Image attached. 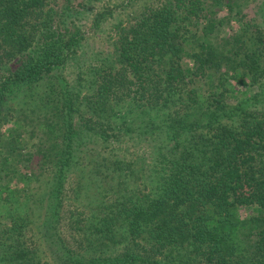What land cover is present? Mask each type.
<instances>
[{"label":"trees","instance_id":"obj_1","mask_svg":"<svg viewBox=\"0 0 264 264\" xmlns=\"http://www.w3.org/2000/svg\"><path fill=\"white\" fill-rule=\"evenodd\" d=\"M0 70V264H264V0H0Z\"/></svg>","mask_w":264,"mask_h":264},{"label":"rangeland","instance_id":"obj_2","mask_svg":"<svg viewBox=\"0 0 264 264\" xmlns=\"http://www.w3.org/2000/svg\"><path fill=\"white\" fill-rule=\"evenodd\" d=\"M121 0H105L106 6H114L115 4H119ZM104 5V4H103ZM105 6V5H104ZM132 11V7L130 6L127 10L125 8H116L113 10V13L115 15V20L119 19H125L128 18L129 12ZM113 19V18H112ZM112 19L108 21H113ZM86 19H83L82 23L84 32V39L82 40V43L84 44V47L88 49V55L92 54L91 52L96 50H104L108 49L110 47V44L106 40L105 35L99 30H93L91 25L86 22ZM106 22L104 24L105 28H109L111 23ZM3 73L2 70H0V74ZM50 82H54V80H51ZM204 87L201 86V94H203ZM203 98L204 94L202 95ZM236 98V97H234ZM237 100V99H236ZM21 118V117H20ZM19 120V119H18ZM23 121L17 122L16 117L12 116L11 114H8V117H2L0 119V137H10L12 136L17 137L19 133H22V135H19V141L21 142V151L23 154H29L30 152H34L33 149L37 147H44L46 141L42 138H40L41 133L39 132L38 135H32L31 132H23V126L21 124ZM30 130L32 128H29ZM39 160H41L40 157L36 156V154L33 156V159L31 160V163H29V167L27 168L28 171H32L33 169L38 168ZM17 181V180H16ZM18 186H22L19 182H16ZM246 213V211H243Z\"/></svg>","mask_w":264,"mask_h":264}]
</instances>
